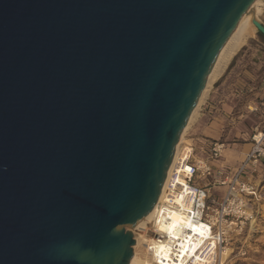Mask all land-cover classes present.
Masks as SVG:
<instances>
[{"label": "water", "instance_id": "water-1", "mask_svg": "<svg viewBox=\"0 0 264 264\" xmlns=\"http://www.w3.org/2000/svg\"><path fill=\"white\" fill-rule=\"evenodd\" d=\"M255 1L0 0V264H130Z\"/></svg>", "mask_w": 264, "mask_h": 264}, {"label": "built area", "instance_id": "built-area-1", "mask_svg": "<svg viewBox=\"0 0 264 264\" xmlns=\"http://www.w3.org/2000/svg\"><path fill=\"white\" fill-rule=\"evenodd\" d=\"M252 142L253 148L244 167L249 163L255 165L264 156V126L253 134ZM221 149V144H215L213 158L219 157ZM242 170L233 178L218 179L208 161L194 158L193 146H180L160 208L178 209L191 222L203 225L206 233L178 226L171 228L162 237V256L156 255V261L164 259L174 264H227L230 261L232 242L243 234L252 216L245 196L253 195L254 190L241 182ZM206 179H212L214 185L227 187L225 196L216 198L207 185L201 184ZM145 231L147 234L148 229Z\"/></svg>", "mask_w": 264, "mask_h": 264}, {"label": "crops", "instance_id": "crops-1", "mask_svg": "<svg viewBox=\"0 0 264 264\" xmlns=\"http://www.w3.org/2000/svg\"><path fill=\"white\" fill-rule=\"evenodd\" d=\"M234 36L211 78L214 85H208L212 89L189 130V137L215 173L233 178L244 168L240 174L243 181L244 177L251 178L262 171L261 166L254 169L244 164L253 148V134L264 126V121H259L263 119L264 105V43L252 38L243 44L249 35ZM215 144L223 147L219 159L213 158ZM208 180H202L201 184L208 186ZM211 190L221 199L227 187L214 186Z\"/></svg>", "mask_w": 264, "mask_h": 264}, {"label": "rangeland", "instance_id": "rangeland-1", "mask_svg": "<svg viewBox=\"0 0 264 264\" xmlns=\"http://www.w3.org/2000/svg\"><path fill=\"white\" fill-rule=\"evenodd\" d=\"M259 10H260V13H259ZM254 16L255 18H258L261 22L262 21L264 22V0H261L260 4L258 5V11ZM242 31L245 33L246 36L249 35V37H247L243 41V44H245L248 39H252V38H254V41H255V38H257L259 42L264 43V39L259 36L258 31L253 30V27L247 21H241L239 23V27L233 33V35L235 34L234 37L237 38V35H240ZM233 35L230 38L231 41L234 39ZM219 62L220 60L217 62V65L215 66V70ZM211 78H209L207 85L199 99L195 112L191 118V121L188 123L183 133V136H182V144L193 146L194 158L196 160H205V159H202L200 157V153L196 149L195 143L192 140H190L189 130L191 129L195 120L199 117L201 107L204 104L209 91L212 89L214 85V84L212 85L213 82L212 83L210 82L212 81ZM209 83H211V86H212V87L210 86L211 87L210 89H208V85H210ZM260 120H263V119L261 118L259 119V121ZM221 150H223V147ZM219 157L217 158L219 159ZM217 158H214V159H217ZM250 166H252L254 169H256L258 166L262 167L261 172L256 173L251 178L244 177V180L241 181L242 183H246L249 187L252 188V190H254L253 195L245 196L248 199L247 201H248L252 216L249 219L243 234L233 240L232 242L233 253L231 255L230 261L227 264H264V156L261 157L255 165H253L252 163H249L246 167L249 168ZM216 175H217V178L221 180H224L226 179V177H228V176H221L220 173H216ZM208 181H209L208 183H210L208 185V188L219 186L218 184L214 185V183L212 182V179H209ZM221 187H225V186H221ZM211 193H212V190H211ZM143 254L147 255L148 250H143Z\"/></svg>", "mask_w": 264, "mask_h": 264}, {"label": "bare ground", "instance_id": "bare-ground-1", "mask_svg": "<svg viewBox=\"0 0 264 264\" xmlns=\"http://www.w3.org/2000/svg\"><path fill=\"white\" fill-rule=\"evenodd\" d=\"M260 2H261V0L255 1V3L251 7V9L247 13V15H245V17H243V19L241 20V21H247L256 30H257V28L253 25L252 20L255 18L254 15L258 11V5L260 4ZM260 10H259V13H260ZM238 27H239V25H238ZM243 31L241 32V34L244 35L245 33ZM229 43H230V39L227 42V44L225 45V47L223 48L217 62L225 54V51L227 50ZM217 62L215 64V66L217 65ZM213 72H215V67H214L209 78L212 77V75L214 74ZM196 107H195V109H196ZM194 112H195V110L193 111V114H194ZM193 114H192V116H193ZM192 116H191V118H192ZM191 118H190L189 122L191 121ZM182 136H183V134H182ZM182 136H181L180 141H179L177 148L175 150V153H174V156H173L170 168H169V173L171 172L173 165L175 163L176 157L179 153L180 146L182 144ZM169 173H168V175H169ZM168 175H167V178H168ZM167 178L165 180L162 191L159 195V198H158L155 206L150 211V213L145 217V219L140 223V225L138 227V230H137V233L135 236V245L133 247V257L130 261V264H174V263H171L169 261H165L164 259H160V262H158V261H156L155 257H156V255L162 256V252H161L162 251V237L165 236V234H167L168 232H170L171 228H173L175 226H178L179 228L191 229L195 233H200L203 235L206 233L203 225L191 222L188 219V217L183 212L179 211L178 209L174 208L171 210V209H166V208H163V209L160 208V206H161L160 203H161L162 199L164 198V190H165V184H166ZM146 229L151 230L153 232L152 237H149V236H147V234H145ZM152 245H154V246L152 247ZM143 250H148V254L144 255ZM150 251L154 252V254H152ZM146 253H147V251H146Z\"/></svg>", "mask_w": 264, "mask_h": 264}]
</instances>
